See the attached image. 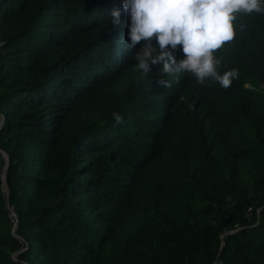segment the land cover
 <instances>
[{
  "label": "trees",
  "instance_id": "obj_1",
  "mask_svg": "<svg viewBox=\"0 0 264 264\" xmlns=\"http://www.w3.org/2000/svg\"><path fill=\"white\" fill-rule=\"evenodd\" d=\"M128 23L0 0V264H264V15L217 53L227 89L158 86Z\"/></svg>",
  "mask_w": 264,
  "mask_h": 264
},
{
  "label": "clouds",
  "instance_id": "obj_2",
  "mask_svg": "<svg viewBox=\"0 0 264 264\" xmlns=\"http://www.w3.org/2000/svg\"><path fill=\"white\" fill-rule=\"evenodd\" d=\"M123 10L129 17L128 49L141 45L133 56L135 66L145 73L160 66L158 86L171 87L165 76L187 74L200 85L214 81L227 89L239 73L236 69L221 73L217 53L235 40L237 28L244 29L238 23L241 16L264 15V0H123ZM110 16L119 28L120 10L112 9ZM178 46L182 59L175 55ZM112 117L116 123L122 120L116 112Z\"/></svg>",
  "mask_w": 264,
  "mask_h": 264
},
{
  "label": "water",
  "instance_id": "obj_3",
  "mask_svg": "<svg viewBox=\"0 0 264 264\" xmlns=\"http://www.w3.org/2000/svg\"><path fill=\"white\" fill-rule=\"evenodd\" d=\"M5 161H6V165H5V169H6V167H7V160H5ZM2 178H3V188H4V192L7 194L8 189H7V185H6V182H5V171L3 172V177ZM223 239H225V237Z\"/></svg>",
  "mask_w": 264,
  "mask_h": 264
},
{
  "label": "rangeland",
  "instance_id": "obj_4",
  "mask_svg": "<svg viewBox=\"0 0 264 264\" xmlns=\"http://www.w3.org/2000/svg\"><path fill=\"white\" fill-rule=\"evenodd\" d=\"M224 237H225V234L223 235V237H222V238H224ZM16 256H17V255H15V256H14V259H16Z\"/></svg>",
  "mask_w": 264,
  "mask_h": 264
}]
</instances>
